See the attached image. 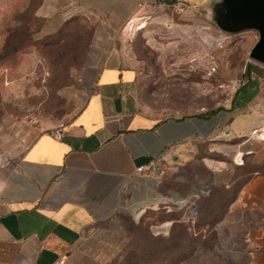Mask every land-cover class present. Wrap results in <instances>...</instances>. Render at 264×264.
Instances as JSON below:
<instances>
[{
    "label": "crops",
    "instance_id": "obj_1",
    "mask_svg": "<svg viewBox=\"0 0 264 264\" xmlns=\"http://www.w3.org/2000/svg\"><path fill=\"white\" fill-rule=\"evenodd\" d=\"M153 1L40 0L45 35L73 19H83L91 32L73 84L61 93L72 107L61 137L53 136L57 126L27 131L0 158V264H106L127 247L128 225L160 211L166 218L151 232L169 236L172 212L185 216L211 187L223 184L224 165L200 157V150L235 140L242 146L263 130L261 102L246 112L229 107L163 120L134 113L137 71L121 32L139 3ZM163 1L182 6L181 16L189 18L203 17L211 0ZM155 161L153 172H136ZM263 187V177L249 181L225 217L241 228L240 243L252 252L247 264H264Z\"/></svg>",
    "mask_w": 264,
    "mask_h": 264
},
{
    "label": "rangeland",
    "instance_id": "obj_2",
    "mask_svg": "<svg viewBox=\"0 0 264 264\" xmlns=\"http://www.w3.org/2000/svg\"><path fill=\"white\" fill-rule=\"evenodd\" d=\"M39 2L0 0V158L6 157L18 140L25 139L27 131L44 133L63 123L72 108L61 93L73 84L72 71L80 64L91 30L83 19H73L54 34L45 35L37 17ZM257 40L254 31L222 33L200 14L189 18L173 15L168 22L148 23L128 42L137 71L134 113L153 120L210 114L237 103L233 100L239 89H246L253 97L234 111L246 112L259 102L264 109V65L248 56ZM261 127L263 130L254 131L253 139L245 145L235 140L200 150V157L226 168L220 177L223 184L211 187L204 201L205 205L216 206V213L196 204L185 216L174 211L170 217L181 221L172 232V237L179 238L184 225L192 237L197 228L206 231L204 224L222 217L220 223L211 226L214 231L202 233V249L189 257L185 254L183 263H179L178 256L164 263L175 250L166 247L170 235L155 236L151 232V226L166 218L160 211L149 213L137 227L128 225L129 246L106 264H126L132 258L151 264H247L246 258L252 252L240 243L241 228L225 219L229 208L221 216L220 207L247 179L264 178V126ZM240 147L243 152L236 154ZM246 150L250 153L245 154ZM260 207L259 217L264 216V202ZM152 237L165 240L154 242ZM79 263L97 264L87 259Z\"/></svg>",
    "mask_w": 264,
    "mask_h": 264
},
{
    "label": "water",
    "instance_id": "obj_3",
    "mask_svg": "<svg viewBox=\"0 0 264 264\" xmlns=\"http://www.w3.org/2000/svg\"><path fill=\"white\" fill-rule=\"evenodd\" d=\"M203 19L220 32L234 35L254 31L258 40L249 52V58L264 65V0H211ZM120 112V101L115 102Z\"/></svg>",
    "mask_w": 264,
    "mask_h": 264
},
{
    "label": "trees",
    "instance_id": "obj_4",
    "mask_svg": "<svg viewBox=\"0 0 264 264\" xmlns=\"http://www.w3.org/2000/svg\"><path fill=\"white\" fill-rule=\"evenodd\" d=\"M72 21V20H71ZM249 73V72H248ZM253 85H256V82L252 81L251 82ZM248 92H246V89H239L237 92H236V100H233V102L237 101V103L233 104L232 105V109H239L241 107L244 106V104L248 103L251 98L253 97V95L251 94H247ZM247 94V95H246ZM213 113V112H212ZM251 181V179H247L245 181V183L242 185V187L237 191V193H235L231 198H229L220 208H222V212L220 213L221 216H223L222 214H225V211L227 212V209L233 204V202L235 201V199L237 198L238 196V193L239 191L249 182ZM211 192V191H210ZM210 192L204 197V198H201L198 202H197V205H201L202 208L204 207H207V209L210 210V213L211 214H214L216 213V206H211V204H208V205H205L204 201L205 199L209 196ZM205 205V206H204ZM201 208V210H202ZM224 209V210H223ZM200 211V210H199ZM199 211H197V215L200 216L199 214ZM224 211V212H223ZM219 212V211H217ZM221 219L222 217H220L219 219L215 220L214 222L212 223H206L204 224V226H206L208 228V230L204 231V230H199V228H197L195 230V232L193 233V236L190 237L188 235V229H187V226L184 225V227L181 228V232L179 233L181 235V237H172L173 233L174 232V229L177 225L181 224V222H177V220H175L176 222H174L172 224V227H171V231H170V236L168 237L167 241L165 242H170L166 247L167 248H174L175 250V253L174 254H171L170 252H168L169 254H171L170 256H167L164 260V263H168V261L171 259H173V256L176 257H181L180 259V262L179 263H183L185 260H186V255L191 256L192 253H195L197 251V249H202V245H200V240L203 237L202 233H210L211 231H214V229L211 227L212 225H217L218 223L221 222ZM141 225V224H140ZM132 227H137V226H133L131 225ZM139 226V225H138ZM128 231V229H127ZM129 233V231H128ZM129 238H130V234H129ZM193 238V239H192ZM194 238H197V239H194ZM152 240L155 242V241H160V240H165V239H162V238H153L152 237ZM179 240V243L177 244L176 241ZM176 243V245H175ZM129 246V242H128V245L127 247ZM127 247L125 248V250L127 249ZM150 248H153L152 245L149 246ZM148 247V248H149ZM125 250L123 252H125ZM122 252V253H123ZM121 253V254H122ZM197 253V252H196ZM119 254V256L121 255ZM118 257V256H117ZM152 262H144L140 259H136V258H132L131 260H128L126 264H151Z\"/></svg>",
    "mask_w": 264,
    "mask_h": 264
},
{
    "label": "built area",
    "instance_id": "obj_5",
    "mask_svg": "<svg viewBox=\"0 0 264 264\" xmlns=\"http://www.w3.org/2000/svg\"><path fill=\"white\" fill-rule=\"evenodd\" d=\"M184 12L185 9L182 6L168 4L163 0L139 3L137 5V11L135 15L130 20L125 22L121 32L122 36L127 40H131L139 31L143 30L148 23L159 18L160 16H166L170 13H172L173 15L181 16L184 14ZM63 130L64 124L61 123L53 131V136L55 138L61 137V135L63 134ZM157 167V161L149 162L146 166L137 168L136 172L141 174H149L153 172ZM180 205L184 206L185 203L181 202ZM59 264H63V262L60 261Z\"/></svg>",
    "mask_w": 264,
    "mask_h": 264
}]
</instances>
